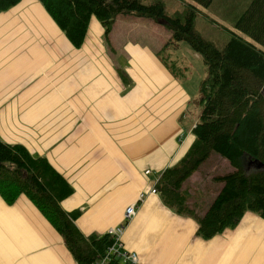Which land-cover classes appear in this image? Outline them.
I'll return each mask as SVG.
<instances>
[{
    "label": "crops",
    "instance_id": "0c3cea01",
    "mask_svg": "<svg viewBox=\"0 0 264 264\" xmlns=\"http://www.w3.org/2000/svg\"><path fill=\"white\" fill-rule=\"evenodd\" d=\"M114 25L106 36L92 17L76 47L40 0L0 13L1 140L46 158L66 179L73 193L62 207L79 212L76 224L86 235L124 224L135 204L121 242L138 264H264L260 215L247 212L235 227L205 239L196 219L151 192L193 145L199 119L190 90L157 51L116 45ZM199 169L186 186L200 180ZM0 264L79 263L22 194L13 204L0 196Z\"/></svg>",
    "mask_w": 264,
    "mask_h": 264
},
{
    "label": "trees",
    "instance_id": "16d2710c",
    "mask_svg": "<svg viewBox=\"0 0 264 264\" xmlns=\"http://www.w3.org/2000/svg\"><path fill=\"white\" fill-rule=\"evenodd\" d=\"M20 1L0 0V13ZM40 1L76 47L84 43L92 17L108 36L120 15L164 20L172 31L168 44L187 42L207 67L200 87L201 119L193 129V145L163 172L156 188L169 208L198 221V235L205 239L235 227L247 212L264 218V167L251 164L252 160L264 164V0H186L173 11L164 0ZM200 7L208 10L205 16L217 26L210 31L211 39L196 29ZM157 54L172 69L160 50ZM212 153L226 158L232 170L214 178L222 187L198 215L189 205L186 183ZM72 193L71 185L46 158L34 157L24 146L0 138V196L8 204L22 194L28 196L62 235L78 263L96 264L106 257L115 238L110 233L81 231L76 224L79 212L62 207ZM106 264L134 263L112 255Z\"/></svg>",
    "mask_w": 264,
    "mask_h": 264
},
{
    "label": "rangeland",
    "instance_id": "374dc122",
    "mask_svg": "<svg viewBox=\"0 0 264 264\" xmlns=\"http://www.w3.org/2000/svg\"><path fill=\"white\" fill-rule=\"evenodd\" d=\"M144 3H151L155 0H142ZM168 2L169 10L181 9L186 0H164ZM201 15L196 20V29L206 38L211 39L217 27L210 23V19L205 16L208 10L200 7ZM116 28L112 35V42L116 45L125 46L134 43L143 48H154L156 51L162 52L167 63L171 65L175 71V76L181 81V84L190 92L192 102V115L201 119L202 104L200 103V87L202 81L207 76V67L203 58L197 54L190 45L181 41L177 45L168 44L172 38V31L164 23L146 17H137L134 15H120L116 18L114 25ZM173 41V40H172ZM174 42V41H173ZM171 69V70H172ZM174 73V72H173ZM226 161L227 166L230 162L217 153H212L209 161H205L200 166V171L196 175V179H200L188 188L190 193L189 205L195 208L196 214L201 215L212 202L218 189L215 190L217 182L214 178L218 175L226 173L225 163L219 159ZM187 184V183H186ZM185 187V186H184ZM218 190V191H217Z\"/></svg>",
    "mask_w": 264,
    "mask_h": 264
},
{
    "label": "built area",
    "instance_id": "2783aa9c",
    "mask_svg": "<svg viewBox=\"0 0 264 264\" xmlns=\"http://www.w3.org/2000/svg\"><path fill=\"white\" fill-rule=\"evenodd\" d=\"M146 173H149V171H147ZM152 193L157 194L158 190L156 188V185L153 186ZM136 205L132 204L129 205L126 210H125V215H124V224L116 227V228H112L110 230V234L114 236L115 238V242L114 244L109 248L108 253L106 255V257L100 261H98L96 264H106L112 255H117L119 257H121L123 260L125 261H130L134 264H138V258L137 255L133 252H128L123 248L122 242H121V236L124 232L125 229V222H129L131 221L135 215H136Z\"/></svg>",
    "mask_w": 264,
    "mask_h": 264
},
{
    "label": "water",
    "instance_id": "95a60500",
    "mask_svg": "<svg viewBox=\"0 0 264 264\" xmlns=\"http://www.w3.org/2000/svg\"><path fill=\"white\" fill-rule=\"evenodd\" d=\"M160 23H165V21L161 20ZM251 164L258 169L264 167V164L258 160H252Z\"/></svg>",
    "mask_w": 264,
    "mask_h": 264
}]
</instances>
